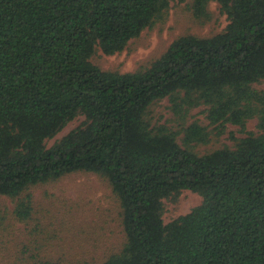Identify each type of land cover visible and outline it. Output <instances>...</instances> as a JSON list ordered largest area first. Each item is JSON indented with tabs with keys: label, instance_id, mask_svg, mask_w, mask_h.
I'll use <instances>...</instances> for the list:
<instances>
[{
	"label": "trees",
	"instance_id": "16d2710c",
	"mask_svg": "<svg viewBox=\"0 0 264 264\" xmlns=\"http://www.w3.org/2000/svg\"><path fill=\"white\" fill-rule=\"evenodd\" d=\"M178 1L0 0V198L14 201L0 209V264H57L31 188L78 171L120 203L125 242L99 264H264V0H214L222 31L180 35L133 71L91 60ZM211 1L191 0L196 19ZM229 125L241 136L203 147ZM186 189L202 202L165 223V199Z\"/></svg>",
	"mask_w": 264,
	"mask_h": 264
},
{
	"label": "rangeland",
	"instance_id": "374dc122",
	"mask_svg": "<svg viewBox=\"0 0 264 264\" xmlns=\"http://www.w3.org/2000/svg\"><path fill=\"white\" fill-rule=\"evenodd\" d=\"M191 4V0L173 2L165 21L144 30L122 52L107 55L98 50L92 56V62L105 70L133 71L159 57L180 35L193 33L210 36L227 26V15L221 12L217 1L213 0L209 4L210 18L201 21L195 18ZM255 86L264 88V81ZM202 108H196L192 113L195 119L208 123ZM84 119V116H79L71 121L54 138L47 140V145L51 146ZM247 128L256 130V121L250 120ZM239 129V126L229 125L219 140L203 147L213 148L221 142L230 143L229 132L235 131L237 136H241ZM31 191L36 217H39V222L45 228L42 236L53 239L50 249L57 264H99L123 246L125 232L119 200L109 182L97 173H70L56 181L32 187ZM201 202L200 194L187 189L177 198L165 199V223L188 213ZM13 206L11 198H0V209ZM36 222L32 220L29 227ZM19 226L25 229V225Z\"/></svg>",
	"mask_w": 264,
	"mask_h": 264
}]
</instances>
